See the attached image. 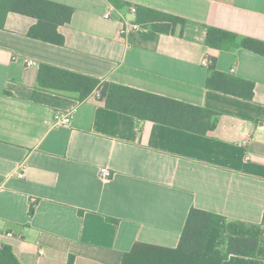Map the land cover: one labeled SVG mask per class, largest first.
<instances>
[{"label":"crops","instance_id":"obj_1","mask_svg":"<svg viewBox=\"0 0 264 264\" xmlns=\"http://www.w3.org/2000/svg\"><path fill=\"white\" fill-rule=\"evenodd\" d=\"M47 1L72 8L62 45L29 38L31 17L9 12L0 27V233H13L4 245L20 264H121L136 243L175 248L192 208L264 231V55L241 46L264 43V0ZM145 10L184 24L154 28ZM208 28L235 44L209 48ZM212 60L251 83L252 99L208 88ZM42 65L211 111L215 126L202 135L116 112L100 89L83 100L41 90Z\"/></svg>","mask_w":264,"mask_h":264},{"label":"trees","instance_id":"obj_2","mask_svg":"<svg viewBox=\"0 0 264 264\" xmlns=\"http://www.w3.org/2000/svg\"><path fill=\"white\" fill-rule=\"evenodd\" d=\"M9 12L37 21L27 32L29 38L62 45L63 38L57 29L69 23L72 8L47 0H0V27ZM143 12L144 14L139 15L141 21L150 23L154 28L157 23L162 24L161 28L165 31L175 25L184 24L180 18L168 15L157 17L153 11L148 10ZM236 39V35L215 28H208L206 32V45L216 50L233 46ZM241 46L264 55L262 42L243 39ZM37 82L41 90L76 94L79 100L100 89L101 99L110 110L197 134L205 135L215 126L212 120L215 114L211 111L116 85L101 84L92 77L47 65L40 67ZM207 87L245 100L253 97L251 83L217 72L214 69V60L209 66ZM244 225L227 223L219 215L192 208L187 215L177 247L164 248L136 243L130 252L123 255L121 264H222L229 256L255 258L261 253L260 241L253 234L258 227L245 225L249 228L244 229ZM0 264L20 262L11 248L4 245L0 249Z\"/></svg>","mask_w":264,"mask_h":264},{"label":"built area","instance_id":"obj_3","mask_svg":"<svg viewBox=\"0 0 264 264\" xmlns=\"http://www.w3.org/2000/svg\"><path fill=\"white\" fill-rule=\"evenodd\" d=\"M136 9L134 7H131L130 8V12L131 13H135ZM105 18H108L110 19L111 16L109 13H106L105 15ZM139 25L136 24V23H133V24H126L125 26H123L121 29H120V34H125L127 33L128 31H131V30H136V29H139ZM207 60L204 59L202 61V64L203 65H207ZM25 65L27 67H31V66H36V62L34 61H31V60H25ZM97 96H99V94H97ZM71 121V113H56L54 114L53 116V124L54 125H57V126H68L69 123ZM99 176L101 179H107L111 176L110 172L105 169V168H100L99 169ZM13 233L12 232H2L0 233V249L4 246V239L5 238H11L13 237Z\"/></svg>","mask_w":264,"mask_h":264},{"label":"rangeland","instance_id":"obj_4","mask_svg":"<svg viewBox=\"0 0 264 264\" xmlns=\"http://www.w3.org/2000/svg\"><path fill=\"white\" fill-rule=\"evenodd\" d=\"M247 228L249 227L244 225V229H247ZM253 234L254 236H257V238L259 239L261 253L264 254V231H260L258 228H255ZM222 240H224V238Z\"/></svg>","mask_w":264,"mask_h":264}]
</instances>
